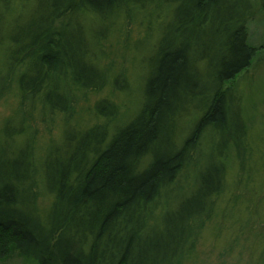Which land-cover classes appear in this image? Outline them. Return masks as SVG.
<instances>
[{
  "label": "trees",
  "instance_id": "16d2710c",
  "mask_svg": "<svg viewBox=\"0 0 264 264\" xmlns=\"http://www.w3.org/2000/svg\"><path fill=\"white\" fill-rule=\"evenodd\" d=\"M10 1L0 0V53L6 73L18 75L20 126L12 118L0 131V263L181 264L223 186L225 164L212 157L223 158L230 146L243 153L244 131L230 109L237 103L233 81L258 51L248 43L251 0H165L172 19L149 59L139 111L113 133L120 114L106 99L93 109L103 122L69 126L78 103L73 88L84 100L107 86L72 22L87 15L108 21L149 0H35L3 47ZM256 1L264 16V0ZM121 81H113L120 94L128 90ZM39 98L42 118L63 115L68 127L38 172L31 140L16 151L10 144ZM190 108L200 118L178 142V123ZM205 133L214 140L207 153L200 145ZM194 166V190L171 208L170 194ZM39 184L51 198L43 220L35 206Z\"/></svg>",
  "mask_w": 264,
  "mask_h": 264
},
{
  "label": "rangeland",
  "instance_id": "374dc122",
  "mask_svg": "<svg viewBox=\"0 0 264 264\" xmlns=\"http://www.w3.org/2000/svg\"><path fill=\"white\" fill-rule=\"evenodd\" d=\"M10 3L11 14L2 30L3 47L7 46L6 32L17 22H22L23 16L35 8V0H11ZM166 3L165 0H149L144 6H137L127 14H120L108 21H99L87 15L72 22L93 56L94 65L105 72L107 86L100 94L85 95L84 100L82 93L73 88L78 103L70 121L71 129L85 130L103 122L94 115L93 109L95 103L104 99L115 104L120 114L118 122L111 127V133L136 116L149 72V59L172 19L173 6ZM251 4L253 13L248 24V43L258 51L251 66L235 78L231 90L237 103L234 101L235 107L232 103L230 111L238 116L237 125L244 131L243 153L230 146L223 158L215 160L212 157L213 161L222 160L225 164L223 186L220 194L213 197L214 211L211 217L193 236L189 255L183 258L181 264H264V16L256 0H251ZM25 6L27 12L18 17ZM2 78H5L6 87L0 96V131L12 118L17 120L15 126H20V119L15 117L19 104L18 75L6 73L4 58L0 53V88L4 87ZM116 79L124 82L121 81L122 88L127 85L125 93L113 90ZM40 102L41 98L36 101L34 110L27 112L32 118L24 117L22 134L14 136L10 144L11 150L16 151L31 140L38 172L48 149L61 146L68 127L63 115L42 118ZM199 114L190 108V113L181 118L177 129L178 142H182L192 131L193 124L200 118ZM42 119L46 120L48 128L43 125ZM213 143V135L205 133L200 141L202 152L210 151ZM202 161L201 158L198 165H202ZM199 170L198 166H194L183 171L177 187L170 194V197H174L169 202L171 208L177 204L178 198L181 202L190 196ZM178 194L179 197H175ZM50 201L51 198L39 184L35 206L41 220ZM190 246L188 244V248ZM0 264L21 263L13 258Z\"/></svg>",
  "mask_w": 264,
  "mask_h": 264
}]
</instances>
